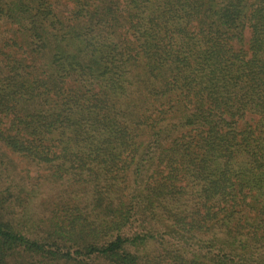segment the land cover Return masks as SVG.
<instances>
[{"label":"trees","instance_id":"1","mask_svg":"<svg viewBox=\"0 0 264 264\" xmlns=\"http://www.w3.org/2000/svg\"><path fill=\"white\" fill-rule=\"evenodd\" d=\"M0 21V143L57 192L0 207V264H264V0H0Z\"/></svg>","mask_w":264,"mask_h":264},{"label":"rangeland","instance_id":"2","mask_svg":"<svg viewBox=\"0 0 264 264\" xmlns=\"http://www.w3.org/2000/svg\"><path fill=\"white\" fill-rule=\"evenodd\" d=\"M62 5L60 8L62 9ZM64 8L70 9L71 5H64ZM0 36L2 31L6 28L0 21ZM47 171L43 168L31 164L25 157L12 152L8 147L0 143V207L3 205V211L8 215L12 216L17 212L10 213L12 206L15 205L17 210L24 212V205L26 199H29L27 191L32 193L33 189H38L37 199L32 204L33 209H41L43 200H47L55 193L52 192V186L50 183H43L44 175ZM26 190L21 191L22 188ZM57 193V192H56ZM56 193L53 196H56ZM34 198V195H31ZM41 199L40 202H38ZM11 204L8 208L7 205ZM36 205V206H35ZM44 209V208H43Z\"/></svg>","mask_w":264,"mask_h":264}]
</instances>
